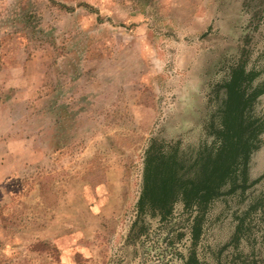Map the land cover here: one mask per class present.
<instances>
[{
	"label": "rangeland",
	"instance_id": "374dc122",
	"mask_svg": "<svg viewBox=\"0 0 264 264\" xmlns=\"http://www.w3.org/2000/svg\"><path fill=\"white\" fill-rule=\"evenodd\" d=\"M241 58L264 66V0H0V264H184L193 247L264 264V176L216 198L195 244L182 200L166 218L136 204L150 139L185 158L214 142Z\"/></svg>",
	"mask_w": 264,
	"mask_h": 264
},
{
	"label": "trees",
	"instance_id": "16d2710c",
	"mask_svg": "<svg viewBox=\"0 0 264 264\" xmlns=\"http://www.w3.org/2000/svg\"><path fill=\"white\" fill-rule=\"evenodd\" d=\"M245 59L231 66L229 78L221 85L224 98L218 111L219 123L213 130L216 138L210 146L204 145L195 156L185 158L179 155L177 142L157 144L155 139H150L144 151L142 188L136 203L139 213H144L148 206L166 218L174 203L182 200L187 210H196L192 244L196 243L204 215L216 198L232 195L238 189L242 194L264 176L248 181L249 159L264 130V114L253 112L255 100L264 93V66L247 69ZM262 204L260 197L240 217L232 237L235 246L242 228H247L245 216ZM200 263L193 247L184 264Z\"/></svg>",
	"mask_w": 264,
	"mask_h": 264
}]
</instances>
